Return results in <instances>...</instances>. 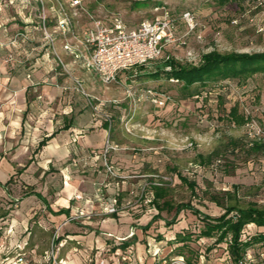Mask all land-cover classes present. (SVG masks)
<instances>
[{
	"label": "rangeland",
	"instance_id": "obj_1",
	"mask_svg": "<svg viewBox=\"0 0 264 264\" xmlns=\"http://www.w3.org/2000/svg\"><path fill=\"white\" fill-rule=\"evenodd\" d=\"M0 1V29L6 28L10 32L6 43L7 69L0 77V90L8 89L9 93H13L16 89L12 78L18 73L12 66L16 58L13 49L19 45L18 32L25 29L22 39L26 45L41 43V38L36 40L35 36L43 37L45 41L41 18L44 15L43 3L46 10L47 1H50L56 12L57 21L46 12L49 21L53 19V22H48L47 18L48 27L51 23L58 25L59 10L57 0H19L15 5L9 4V0ZM135 1L141 0H82L83 7L70 6L67 2L64 4L73 28L80 33L90 26L94 18L110 23L112 13H120L130 25H137L154 15L153 6L135 7ZM151 1L157 4L161 2L177 18L184 11L192 10L202 24L190 33L186 24L179 21L176 40L164 46V56L158 61L169 54L184 62H198L204 53L213 49L222 52L264 51V0H231L226 3L219 0ZM13 22H17V25H13ZM199 33L203 38H197ZM67 37L74 41L72 35ZM15 38L17 45L12 43ZM40 51L41 47L34 50V57H41ZM146 66L151 64L136 66V69L126 70V74L124 71L119 73V82L107 85L96 81L97 87L94 89L84 84L79 87L74 77L82 79L73 74L75 100L77 109H80L77 115L85 123V128L94 130L106 122L112 127L113 131L108 137L119 146L112 153H122L121 158L115 154L118 159L114 160L122 162L115 165L119 176H112L101 168L104 166L103 156L92 163L74 162L76 165L69 167L74 161L73 157L78 161L79 157L94 155L95 151L91 150H79L78 156L72 151L66 155L59 154L51 161L48 160L47 150L38 148L39 138L30 148L21 147L16 142L0 148V264H62L61 243L65 236L60 227L50 226L48 217L51 215L45 206V203L48 204L45 198L49 196L53 201V198L61 196L65 177L72 182L76 180L75 176H80V183L86 187L85 192L99 191L97 197L101 200L98 202L103 209L110 196L120 198L118 205L126 211L146 208L148 203L139 201L147 180L146 176L141 175L144 173H156L159 174L157 178L168 179L175 200L191 199L197 207L211 215L224 212L221 206L202 192L211 184L214 190H234L233 184H238L240 202L255 200L264 205V152L247 155L243 151L227 149L217 165L210 169L202 168L196 162L197 152L207 154L217 147L224 149L231 138H239L247 143L256 139L264 141V70L241 82L226 79L220 85L206 86L199 95L179 99L180 84L164 77L157 81L151 79L147 72L141 71ZM149 88L166 91L172 97L163 106H158L148 96ZM8 96L6 94V99ZM234 104H238L239 111L246 116L244 124L239 125L226 115ZM11 135L6 137L15 141L23 138L22 134ZM226 163L231 166L224 168ZM173 165L183 175L197 179L199 187L196 191L199 195L192 194L187 184L179 178V172L171 170ZM108 182L125 184L124 192L119 190L122 194L116 195L119 188L116 186V190L113 187L108 190ZM30 190L39 192L41 197L26 195ZM133 206L136 207L133 209ZM148 208L155 207L148 205ZM171 217L172 214L164 211L163 216L155 220L149 229L139 231L142 236L141 248L131 247L132 250L128 248L127 252L124 249L117 255L118 259L113 254L115 245L137 233V227L127 233L116 234L106 227L105 222L98 233L107 241V247L100 248L99 254L96 253L99 247L89 250L88 256L83 255L85 263L155 264L159 261V264H174L176 253L173 249L176 245L169 243V239L181 230L190 229L198 233L201 220L191 211H182L175 223L166 224ZM261 230L264 227L247 225L242 238ZM209 245H213L210 250L207 249ZM190 246L198 253L195 264H228L231 261L227 241L215 244L214 238L201 237L193 239ZM263 249L260 247L259 251Z\"/></svg>",
	"mask_w": 264,
	"mask_h": 264
},
{
	"label": "crops",
	"instance_id": "obj_2",
	"mask_svg": "<svg viewBox=\"0 0 264 264\" xmlns=\"http://www.w3.org/2000/svg\"><path fill=\"white\" fill-rule=\"evenodd\" d=\"M18 1L9 0V4L19 3ZM6 4L5 6H7ZM47 4L46 12H48L50 18H55V21H57L53 5L50 1H47ZM43 7L45 9L44 3ZM48 22H53V19L49 21L48 18ZM12 24L16 26L17 22ZM22 30L18 32L20 34L19 45L16 49H13L16 58L12 66L18 72L12 78L16 89L14 90L15 95L14 92L9 93L8 89L0 90V148L11 142L21 144V147L30 148L35 144L37 138L41 141L47 136L50 138L43 147L47 150L48 160L51 161L55 160L54 158H57L59 154L66 155L71 151L77 156L79 150H91L95 151V154L102 151L106 138L111 131L105 125L94 130L85 128V123L81 122V117L77 115L80 109H77L76 93L73 86V74H75L82 79L84 85L91 89L96 88V81L102 82L98 73L87 69L82 59H76L73 54L64 48L65 42L70 38L65 37L55 23L49 24L48 27L54 37V44L48 42L45 37L44 41L43 37L35 36L36 40L41 38V43L26 45L24 39H22L25 29ZM9 33L6 28L0 29V77L7 69L6 43ZM40 47L41 57H34V50H39ZM26 66L28 67L25 68ZM39 66H42V68H38ZM125 71L120 73L126 74ZM47 73L48 76H46ZM44 75L45 77L42 78ZM124 79L127 78L124 77ZM0 80L2 79L0 78ZM6 94L7 96L10 94L7 99ZM97 124H100V122ZM11 134H22L23 138L15 141L6 137L12 136ZM95 154H90V157L86 158L79 157L78 161L73 157L72 160L74 161L69 164V167L76 165L74 162H80V164L82 162L92 163L94 159L99 158ZM115 154H118L121 158L122 153H111V160L114 163L116 162L115 165H118L122 162L114 161L115 158L118 159ZM103 169L105 170V168ZM79 177L75 176L76 180L72 182L65 177V185L61 190L62 194L53 198V201L49 199V196H47L48 199L44 197L45 201L48 202V204L45 203V206L49 208V215H51V217H48L51 222L50 226L60 227L65 236L61 243L63 247L62 264H86L83 255L88 256L89 250L93 248L99 247L96 253H101L100 248L107 247V241L102 238L98 231L103 228L105 222H107L106 227L116 234L127 233L131 228L137 227L134 239L133 236L130 238L128 236L124 241L115 245L113 251L115 259H118L117 255L119 252H123L124 249L127 252L132 250L131 247L141 248L142 236L139 231H144L142 226L152 219L157 209L142 207L140 211L137 208V210L131 212L120 208L113 216V213H108L107 206L104 209L100 208L98 201L101 198L97 197V193L85 192L86 189L84 190V188L86 187L80 183ZM108 186V190L112 187L113 190H116V186L119 188L116 195L120 194L119 190L124 192L125 188V184L121 185L114 182H108ZM77 193H82L83 198L77 199L75 197ZM111 197L113 196L109 198ZM153 209L156 211H153ZM125 241H128L129 245L126 247L120 246ZM126 249L128 250L126 251ZM93 257H96V255L93 254Z\"/></svg>",
	"mask_w": 264,
	"mask_h": 264
},
{
	"label": "trees",
	"instance_id": "obj_3",
	"mask_svg": "<svg viewBox=\"0 0 264 264\" xmlns=\"http://www.w3.org/2000/svg\"><path fill=\"white\" fill-rule=\"evenodd\" d=\"M219 1L221 3H226L231 0ZM160 5H162L161 2L157 4V2L154 3L151 0H141L135 1L133 6H153L154 9V7ZM158 60L159 59H156L147 63L151 64V66L143 67L144 69L141 71L147 72V74H149L148 76L155 81L164 77L173 83H179L181 92L179 99H186L199 95L206 86H214L216 83L220 85L226 79L233 78L241 82L256 72L264 70V51L243 52L233 50L222 52L218 49H213L204 53L198 62H184L173 56L162 61ZM154 90L163 92L169 95L170 98L172 97L171 94H168L166 91ZM226 115L239 125L246 122V116L239 111L238 104L232 105ZM105 125L112 131V127L109 123L106 122ZM49 138L50 137L45 136L39 142L38 148L41 149L47 144ZM227 149H230L232 152H236L237 150L243 151L247 155L258 154L264 152V141L262 139H256L247 143L239 138H231L228 143L225 144L224 149L217 147L207 154L197 152L196 162L200 167L210 169L215 164L217 165V162L222 159ZM229 166L231 165L226 163L224 168ZM101 168L103 169L105 167L103 166ZM171 170L177 171L178 168L176 165H173ZM177 172H179L178 176L181 181L187 184L192 194L199 195L196 191L199 187L197 179H191L180 173V171ZM228 172H230L229 169ZM141 175L146 176L147 179L144 182V195H149L152 198L148 205L154 206L157 209V213L152 219L146 225L142 226L143 230L149 229L155 220L163 216L164 211L172 214V217L166 220V224L169 225L176 222V218L182 211H191L193 214L198 215L201 220L198 233H194L190 229H188V231L181 230L178 231L172 239H169V243L176 245L173 249L176 253V258L173 259V261H175L174 264H195L198 261V259L195 258L198 253L194 252V249L190 246V242L193 239L198 240L201 237L214 238L215 244L227 241V253L230 254L229 257L231 259L228 264H264V249L263 251H259L260 247L264 248V230L258 231L246 238H242L243 229L247 225L255 224L259 227H264V205H261L255 200H249L246 203L240 202L238 198V184H233L234 190H214L212 189V184L202 190L209 200L215 202L224 209V212L220 215H211L197 207L191 199L175 200L172 196V187L168 179H163L161 177L157 178L159 174L156 173H144ZM32 190L28 191L26 195L36 194L41 197L40 193ZM119 200L120 198L117 197V205L119 204ZM148 205L146 206L148 207ZM120 208V205H118V210ZM116 213L117 212L113 213V216H115ZM135 237L136 235L134 233L133 239ZM127 245H129V242L125 241L120 246L126 247ZM212 247L213 245H209L207 249L210 250ZM248 252H251L253 255L252 263L244 262V258ZM181 260L183 263L180 262ZM155 264H159V261Z\"/></svg>",
	"mask_w": 264,
	"mask_h": 264
},
{
	"label": "built area",
	"instance_id": "obj_4",
	"mask_svg": "<svg viewBox=\"0 0 264 264\" xmlns=\"http://www.w3.org/2000/svg\"><path fill=\"white\" fill-rule=\"evenodd\" d=\"M65 2L70 3V6L83 7L82 0H57L59 10L58 27L65 37L72 35L74 38V41L67 39L64 48L73 54L76 59H82L84 66L97 72L102 82L107 85L119 82L118 74L121 71L131 70L136 66L163 57L164 46L176 40V25L179 21L186 24L190 33L202 25L192 10L184 11L180 18H177L166 6L160 5L154 7L152 17L141 20L137 25L128 24L120 13H112L110 23L103 21L101 18H94L90 26L84 28L80 33H76L71 24L72 21L67 6L64 4ZM43 14L41 18L44 37L48 42L54 44V37L48 30V17L45 9H43ZM197 38H203L202 33H199ZM12 43L17 45V38L13 39ZM169 57L168 54L165 59ZM75 81L79 87L83 86L80 79L75 78ZM147 92L151 100L158 106H163L170 100V96L163 92H157L151 88ZM118 149L119 146L111 141L110 137H107L102 151L95 154L99 157L103 156L105 170L112 176L120 175L115 163L110 160L111 153ZM144 189L143 186L139 201L149 203L152 198L149 195H144ZM97 190H100V188ZM97 194L99 195V191ZM75 197L82 199L83 195L77 193ZM106 203L108 213L118 212L117 197L109 198ZM19 260H22V258H19ZM180 262L183 263L182 260ZM244 262H253L251 252L247 253Z\"/></svg>",
	"mask_w": 264,
	"mask_h": 264
}]
</instances>
